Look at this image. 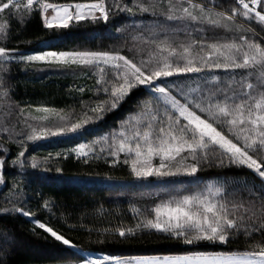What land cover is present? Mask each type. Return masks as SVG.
<instances>
[{"label": "snow or ice", "instance_id": "snow-or-ice-1", "mask_svg": "<svg viewBox=\"0 0 264 264\" xmlns=\"http://www.w3.org/2000/svg\"><path fill=\"white\" fill-rule=\"evenodd\" d=\"M238 5L225 15L216 10V0L203 3L168 0L166 4L163 0H77L75 3L0 0V14L8 15V19L0 23V40L3 41L9 39L8 20L15 14H20L23 20L38 13L49 30L68 29L80 22L103 21L107 24L120 13H128L134 19L137 16L151 17L150 22L131 37L151 46L148 58L138 61L135 57L122 55L118 48L43 50L23 54L10 49L7 44L0 46V103H4L8 115L17 106L10 102L11 85L6 83L3 73L8 72L7 65L13 62L87 68L94 75L98 74L96 90L107 96L95 106L84 105L83 118H75V114L70 113L69 122L57 125L55 130L49 124L33 125L27 121V130L18 132L13 131L15 125L13 129L0 125L3 131L10 133L8 140L16 142L22 149L11 161L12 167L29 165V158L25 155L28 142L82 131L90 123L102 119L108 111L117 109L133 90L144 86L150 98L137 102L138 111L121 122L119 133L111 134L112 142L108 143L109 135L92 142L107 145V154L116 157L113 164L119 160V154L124 153L123 162L128 164L130 161L132 174L141 179L178 175L195 177L205 166L246 167L262 178L259 192L253 186L248 190L247 198L238 190L229 192L225 179L221 187L210 185L206 192L162 201L155 206L153 218L139 220L135 228L116 229L121 238L135 236L137 229L141 233L155 230L166 239L195 249L210 247L212 251L105 256L95 260L88 257L80 264H105V261L114 264H264V42H258L260 34L251 27L253 20L258 21L260 31L264 32V0H238ZM126 27L117 28V32H125ZM217 29L222 30V34L217 33ZM251 79L256 83L248 82ZM78 91L83 93L84 88L80 87ZM37 111L57 113L56 109L48 107ZM34 119L47 121L49 118L40 116ZM59 119L64 121L66 117L59 115ZM224 127L231 136L225 134ZM126 129L130 130V135ZM0 153L3 154L0 155V184L7 186L5 168L8 161L4 156L9 149L0 144ZM73 153L85 163L89 153L100 158L85 142L67 153H56V156L66 158ZM50 157L51 154L38 161L32 156L31 168L47 164ZM154 158L159 159L158 165L153 164ZM55 171L62 173L63 169L57 167ZM9 202L13 206L0 208V214L34 217V213L26 211L23 206H15L19 200ZM35 223L55 241L70 248L77 247L53 227L39 219H35ZM240 235L249 238L246 243L250 244L251 250H215L218 246L231 244ZM255 236L259 239L253 243ZM14 242V237L5 235L0 238V249Z\"/></svg>", "mask_w": 264, "mask_h": 264}, {"label": "trees", "instance_id": "trees-1", "mask_svg": "<svg viewBox=\"0 0 264 264\" xmlns=\"http://www.w3.org/2000/svg\"><path fill=\"white\" fill-rule=\"evenodd\" d=\"M50 2L75 3L77 0H50ZM167 2L168 0H163V3ZM193 2L203 3L206 0H193ZM216 3L218 5L216 10L225 15L230 14L229 9L239 6L238 0H216ZM257 8L259 10V6ZM7 19V13L0 14V23ZM150 20V16H137L134 19L128 13H120L107 24L103 21L80 22L68 29L49 30L43 25L38 13L23 20L20 14H15L8 20L9 39L0 40V46L7 44L10 49H16L23 54L43 50L118 48L122 55L135 57L138 61L141 58H148L151 46L139 40L134 41L131 37ZM240 22H244L243 17L240 18ZM122 26H127L126 31L117 32V28ZM251 27L260 34L258 42H264V32L260 31L261 26L258 21L253 20ZM216 31L222 34V30ZM211 34L209 32V35ZM68 68L45 66L35 62L8 64V72L3 75L6 83L11 85L10 102L17 107L11 115H8L4 103H0V125L9 129H13L15 125L13 131L18 132L21 129L27 130L25 121L33 122V125L45 123L38 119L35 120L39 123L32 121L40 116H47L49 118L47 121L59 119V115H64L68 120L70 113H74L75 118H83V112L86 110L84 105L95 106L98 101L107 99L102 91L96 90L98 74L94 75L93 71L87 68ZM221 75L225 80L227 79L222 71ZM172 79L175 78H170ZM248 82L256 83L254 79ZM80 87L84 88L83 93L78 91ZM148 98H150L149 91L141 86L133 90L117 109L108 111L102 119L90 123L82 131L28 142L25 155L29 158V165L25 168L11 166V161L22 149L16 142L8 140L9 132L0 128V144L9 149V153L4 156L8 161L5 168L7 186L0 184V208H11L13 203L9 200L12 202L19 200L20 202L15 203L16 207L23 206L26 211L34 213V217H25L16 213L0 214V238L7 235L14 237L15 241L11 246L4 245L0 249L2 251L0 264H75L86 258V252L126 257L183 254L184 250H213L210 247L195 249L177 243L166 239L163 234L155 230L141 233L137 229L135 236L127 238L119 237L116 232L118 227L135 228L139 220L145 217L153 218L155 206L162 201L179 199L201 191L206 192L210 185L221 187L225 179L228 181L229 192L238 190L243 192L246 198L250 188L254 186L259 192L262 187V178L254 170L246 167L238 169L205 166L195 177L178 175L141 179L132 174L130 161L128 164L123 162L124 153H120L119 160L113 164L112 161L116 160V157L107 154V145L102 142L97 144L92 142L109 135L108 143H111V134L119 133L122 128L121 122L138 111L137 102ZM38 106L54 108L59 115L37 111ZM21 109H23L22 114ZM143 127L141 125V128ZM126 131L131 134L130 130L126 129ZM223 131L231 136L227 127H224ZM81 142L90 144L100 158L96 159L93 153H89L88 162L85 163L75 153L66 158L56 156V153L69 152ZM49 154L51 157L47 164H41L37 169L31 168L32 156H36L40 161ZM188 162L190 163L191 160ZM57 167L63 169L62 173L55 171ZM35 219L70 238L77 247L70 248L55 241L49 233L39 229ZM247 239L249 238L240 235L231 244L218 246L215 250H251L250 244L246 243ZM256 239L259 237L255 236L252 242L254 243Z\"/></svg>", "mask_w": 264, "mask_h": 264}, {"label": "rangeland", "instance_id": "rangeland-1", "mask_svg": "<svg viewBox=\"0 0 264 264\" xmlns=\"http://www.w3.org/2000/svg\"><path fill=\"white\" fill-rule=\"evenodd\" d=\"M35 63H39V64H41V65H45V66H52V67H56V66H54V65H49V64H46V63H44V62H35ZM75 67V66H74ZM74 67H61V68H63V69H65V68H68V69H70V68H74ZM58 68V67H57ZM79 69H81V68H79ZM37 108H39V109H41V108H43V107H41V106H38ZM35 121L34 123H39V121L38 120H35V119H32V121ZM43 122H45L46 124H49L50 126H52V128H53V130H55V127L57 126V125H62V124H64V123H68L69 121L68 120H64V121H61L60 119H54V120H51V121H43ZM33 123V122H32ZM41 123V122H40ZM45 123H43V124H45ZM129 134V133H128ZM130 135V134H129ZM53 137H56V136H53ZM87 151V150H86ZM188 162V161H187ZM158 163H159V159L158 158H154V160H153V164L154 165H158ZM105 256H107V255H104V254H96V253H89V252H86V258L85 259H87L88 257H91L93 260H95V259H102L103 257H105ZM134 256H140V255H134ZM127 257V256H126ZM81 262V261H80ZM80 262H78V263H75V264H80ZM105 264H114V262H112V261H105Z\"/></svg>", "mask_w": 264, "mask_h": 264}]
</instances>
